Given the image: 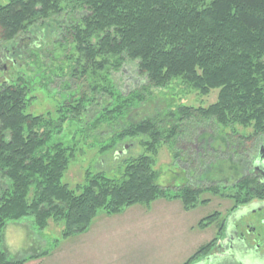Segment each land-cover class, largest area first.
Returning a JSON list of instances; mask_svg holds the SVG:
<instances>
[{
	"label": "trees",
	"instance_id": "obj_1",
	"mask_svg": "<svg viewBox=\"0 0 264 264\" xmlns=\"http://www.w3.org/2000/svg\"><path fill=\"white\" fill-rule=\"evenodd\" d=\"M31 27L47 28L42 30L47 38L55 31L63 33L58 43L75 50L74 56H63L71 65L65 73H71L70 80L77 70L84 75L106 67L119 72L125 64H134L146 82L131 94L134 102L140 92L166 87L177 78L201 96L218 91L216 102L207 108L179 107L181 123L168 127L167 138L174 139L180 124L193 119L197 121L191 126L212 121L224 129H251L252 135L240 145L264 135V0H8L0 6L2 48ZM26 88L21 77L0 85V177L7 182L0 191V244L7 222L28 216L39 231L49 220L62 223L61 237L68 238L86 232L99 212L112 216L158 199H179L184 210L197 205L203 189L185 187L171 194L156 184L154 155L161 141L159 128L168 129L167 119H144L113 137L112 145L119 139L149 138L142 144L146 153L125 163L121 182L86 172L83 185L68 188L62 178L73 149L47 144L53 130L60 132L68 120L82 119L89 95L68 97L52 119L50 113H26L32 99ZM110 89L103 93L110 94ZM90 92L98 91L93 87ZM119 99L124 101L117 109L113 103L95 121L103 124L105 118L126 115L130 105L123 110L120 106L129 101ZM240 164L250 174L234 182L230 213L253 201L264 202V183L250 172L249 161ZM204 190L218 194L217 186ZM212 221L203 220L200 227ZM213 246L210 242L199 248L184 264L206 258ZM44 255L12 262L0 250V264H24Z\"/></svg>",
	"mask_w": 264,
	"mask_h": 264
},
{
	"label": "rangeland",
	"instance_id": "obj_2",
	"mask_svg": "<svg viewBox=\"0 0 264 264\" xmlns=\"http://www.w3.org/2000/svg\"><path fill=\"white\" fill-rule=\"evenodd\" d=\"M7 3L8 0H0V6ZM46 29L31 27L20 35V50L15 48V53L18 50L22 57L16 58L14 66L6 63L5 72L0 73V85L4 81L15 82L21 77L27 87L28 98H32L26 113L34 116L50 113L52 119H56L55 112L59 107L71 99L68 97L75 98L82 92L89 95L82 119L68 120L60 132L53 130L47 144L61 143L73 149V157L62 178V183L72 190L84 184L86 172L101 173L121 182L125 163L145 154L142 144L149 140L146 136H139L119 139L112 145L113 137L130 124L148 118L159 123L167 119L164 128H168L181 123L177 113L179 107L207 108L216 102L217 90L201 96L181 78L172 80L166 87L140 92V100L134 102L133 91L146 86L144 77L137 74L134 64H125L119 72L106 67L102 72L94 74L88 71L84 75L77 70L73 73L75 80H70L71 73L69 76L65 73L66 67L69 69L71 65L64 61L63 56H74L75 50L72 46L58 43L62 32L55 31L52 38H47L46 32H42ZM14 41L4 45L5 50H12ZM110 86L113 87L110 94L103 93ZM93 87L97 88L96 94L90 92ZM119 95L129 101L120 106L123 110L130 105L128 113L119 119L105 118L103 124L97 123L95 118L106 111L104 108L110 111L112 105L116 104L114 109H117L122 104L123 99L117 100ZM192 121L197 120L180 124L174 139L167 138L170 128H159L161 141L154 155V169L158 175L156 184L171 194L185 187L203 189L193 209H183V212L179 199H158L149 205L136 204L112 216L99 212L86 232L68 238L61 237L62 223L49 220L47 227L39 231L34 227L32 217H23L7 222L0 250L12 262L46 252L43 257L24 264H136L135 260L140 264L144 261L148 264H184L199 248L227 239L230 222L238 225L253 223L259 231L256 223L263 219L264 214L247 211L249 206L259 202L239 207L232 212L233 215L239 213L232 219L230 212L235 202L230 197L235 192L234 182L240 176L250 174L248 170L241 169L240 160L251 161L256 150L264 147V135L255 139L251 137L252 140L240 145L243 139L252 135L251 129L237 126L224 129L212 121L191 126L195 124ZM6 186L7 182L0 177V191ZM210 186H217L218 194L204 190ZM212 219L211 224L200 227L203 220ZM221 226L224 227L223 235ZM91 240L95 241L96 247H88ZM214 248L206 258L192 264H224V259L220 258L226 250L217 252Z\"/></svg>",
	"mask_w": 264,
	"mask_h": 264
},
{
	"label": "flooded vegetation",
	"instance_id": "obj_3",
	"mask_svg": "<svg viewBox=\"0 0 264 264\" xmlns=\"http://www.w3.org/2000/svg\"><path fill=\"white\" fill-rule=\"evenodd\" d=\"M15 40V41H14ZM13 41V49L10 51L5 50V47L0 46V73H4L6 70V63L11 66L16 65L17 52L15 53V48L19 46L22 41L20 36L16 37ZM17 49L20 50V47ZM18 51V50H17ZM259 150L252 156L249 162L250 172L256 176L260 183H264V165L260 160H258ZM258 160V164H256ZM247 211H252L260 214H264V202H259L256 208ZM240 212V211H239ZM241 213V212H240ZM239 213L234 214L232 219L237 217ZM231 223V222H230ZM228 223V238L222 240L220 243L215 245L214 251H221V249L226 250L220 259L224 264H264V216L256 224L260 228L256 231L253 223L240 224ZM208 260V259H207ZM206 260V261H207Z\"/></svg>",
	"mask_w": 264,
	"mask_h": 264
},
{
	"label": "crops",
	"instance_id": "obj_4",
	"mask_svg": "<svg viewBox=\"0 0 264 264\" xmlns=\"http://www.w3.org/2000/svg\"><path fill=\"white\" fill-rule=\"evenodd\" d=\"M174 203H176L177 201H173ZM172 202V203H173ZM180 208L182 209V211L183 212H185L184 210H183V207H182V204H181V202H180ZM249 208H256V205H252V206H249L247 209H249ZM190 212V211H189ZM189 212H187V213H189ZM229 226V225H228ZM87 245H88V247H96V243H95V241L94 240H91V242L89 241L88 243H87ZM79 248H81V246L80 247H78V249ZM134 262H136V264H140L137 260H135ZM127 264V263H126ZM129 264H130V262H129ZM133 264V263H132ZM141 264H148L147 263V261H144V262H142Z\"/></svg>",
	"mask_w": 264,
	"mask_h": 264
},
{
	"label": "water",
	"instance_id": "obj_5",
	"mask_svg": "<svg viewBox=\"0 0 264 264\" xmlns=\"http://www.w3.org/2000/svg\"><path fill=\"white\" fill-rule=\"evenodd\" d=\"M258 160H260L262 164L264 165V147H261L259 149ZM258 160H256L255 162L256 164H258Z\"/></svg>",
	"mask_w": 264,
	"mask_h": 264
}]
</instances>
